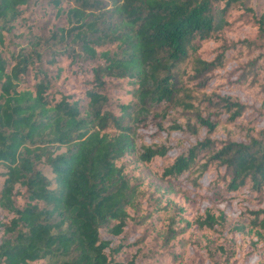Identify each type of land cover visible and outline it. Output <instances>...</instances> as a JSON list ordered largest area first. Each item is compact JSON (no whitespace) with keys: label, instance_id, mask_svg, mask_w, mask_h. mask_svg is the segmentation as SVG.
<instances>
[{"label":"trees","instance_id":"1","mask_svg":"<svg viewBox=\"0 0 264 264\" xmlns=\"http://www.w3.org/2000/svg\"><path fill=\"white\" fill-rule=\"evenodd\" d=\"M35 5L0 0V264H264V0H48L11 46Z\"/></svg>","mask_w":264,"mask_h":264},{"label":"rangeland","instance_id":"2","mask_svg":"<svg viewBox=\"0 0 264 264\" xmlns=\"http://www.w3.org/2000/svg\"><path fill=\"white\" fill-rule=\"evenodd\" d=\"M48 0H39V5L26 7L25 11L12 21V28L8 32V36L12 39L9 42L11 46L26 45L29 50L32 44L28 42L31 38V33L42 32L46 33L48 26L52 23V19L48 14H42L41 5ZM149 179H155V176L149 175Z\"/></svg>","mask_w":264,"mask_h":264}]
</instances>
